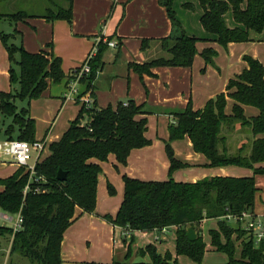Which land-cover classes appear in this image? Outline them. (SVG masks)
I'll use <instances>...</instances> for the list:
<instances>
[{
	"label": "trees",
	"instance_id": "trees-1",
	"mask_svg": "<svg viewBox=\"0 0 264 264\" xmlns=\"http://www.w3.org/2000/svg\"><path fill=\"white\" fill-rule=\"evenodd\" d=\"M65 4L52 2L41 13L24 9L3 12L0 18L14 23L41 17L47 21L72 19V0ZM203 9L200 22L205 31L216 35V42L226 47L230 42L250 40V32L260 33L264 29V0H198ZM171 23L168 36L160 39L161 48L168 57H157L141 64L129 63L138 74H152L151 68L158 66H182L192 64L196 54V37L188 36L175 18L173 0H159ZM190 8L192 5L186 4ZM231 7L235 22L243 28H228L222 16ZM20 32L0 31L8 56V80L12 87L0 91V134L6 138L35 141V120L29 114V103L38 98L50 82L59 83L65 74L61 58L41 49L27 51L22 44L10 42ZM147 40H142V48ZM107 45L98 43L97 52L90 59L87 89L91 88L101 57ZM216 54L213 48H205L202 58L210 62ZM247 66L226 84L225 91L207 100L203 108L194 110L188 103L176 113L168 126L169 137L166 154L168 172L183 167L173 155L170 142L187 136L195 152L204 155L212 167L236 165L250 168V176H210L194 182L176 181L171 176L166 180H141L122 175L123 199L114 216L104 215L108 222L130 230L151 231L162 227L176 226L175 255L187 256L193 264H202L205 243L199 234V225L204 219H217V227L209 230L213 250L227 255L224 264H264V239L256 246L241 227L228 224L227 216H239L242 211H252L258 190L256 175H264V66L256 58L243 56ZM71 71H74L72 69ZM72 72L70 73V78ZM82 78L80 81L84 82ZM16 86V87H15ZM231 99V113L225 107ZM16 100L27 101V107L18 109ZM243 105L256 107L258 115L245 117ZM143 105L132 100L119 101L115 108H98L95 100L91 107L84 104L72 119L60 138L49 144V153L35 164L34 177L45 181H30L29 189L23 193L29 181V171L18 167L11 175L0 178V210L10 215L20 213L21 227L14 231L11 226H0V244L4 236L10 238L9 255H16L30 264H60V244L64 231L74 220L77 208L82 212H93L96 206V187L101 171L98 162L113 154L118 164L125 165L132 149L150 144L145 136L146 117H140ZM84 117L87 118L83 122ZM10 122L3 129L5 119ZM249 129L252 138L242 141L229 152L228 138L237 128ZM16 132V136L13 134ZM58 170L65 172L59 180ZM36 187L40 190L36 191ZM112 195L113 187L108 184ZM194 226L197 236L189 240L186 228ZM131 239L126 243V262L122 264H180L169 251L157 253L153 244L138 249V254H148V262L128 263L131 256ZM239 257H235L236 243ZM10 264L15 262L10 261ZM121 264V263H115Z\"/></svg>",
	"mask_w": 264,
	"mask_h": 264
},
{
	"label": "crops",
	"instance_id": "crops-1",
	"mask_svg": "<svg viewBox=\"0 0 264 264\" xmlns=\"http://www.w3.org/2000/svg\"><path fill=\"white\" fill-rule=\"evenodd\" d=\"M52 2L57 1L47 0L42 6L45 7ZM108 2L113 6V12L107 11ZM59 3L65 4L62 0ZM186 4L192 6L188 8ZM172 5L175 18L186 35L199 39L196 42V54L192 64L188 67H153L151 68L152 74L149 75L138 74L129 68L128 64H141L157 57H168V53L161 48L160 39L169 35L171 23L164 6L159 4V0H72V19L68 25L71 26V32L74 35L86 37L87 45H90L92 41L95 43L97 38L102 40L101 42L109 40L117 43L116 47L107 46L103 51L102 64L92 82V88L87 89V81H84L78 86L80 94L88 95L89 91L91 100H95L98 108L107 106L115 108L119 101L128 100L143 105L145 113L139 116L147 119L145 136L150 140V144L132 149L125 165L118 164L113 154H109L105 161L98 162L101 171L97 179L95 209L93 212H82L79 208L75 210L74 220L64 231L60 244V264H122L126 262V243L130 239L132 240V253L127 260L128 263L148 262V254L140 255L137 251L148 244H153L157 253L163 255L169 251L172 258H176L180 264H193L187 256L175 255L176 226L165 227L164 232L160 229L130 230L116 226L103 218L104 215L114 216L123 199L122 175L141 180H166L171 176L176 181L194 182L216 175L240 177L253 174L252 169L242 166H209L207 158L193 150L187 136L170 142L174 157L184 166L173 170L171 174L168 172L169 160L165 146L169 137L168 126L174 120V115L183 111L188 103L194 110L201 109L207 100L224 92L228 80L247 66L243 59L244 55L258 59L264 66V29L260 33L250 32L249 41L230 42L223 47L216 42L215 34L205 31L202 27L200 17L203 9L198 0H173ZM39 19L51 25L63 21V19L47 21L41 17ZM222 19L228 28H243V25L233 20L231 7ZM32 20L33 18L14 24L12 30L16 28L21 36L16 35L12 39L13 43L18 44L19 37L20 41H23V32L27 29L22 28L21 30V25L34 28ZM142 40L148 41L144 48H142ZM23 46L29 52L40 50L35 51L36 48L28 45L26 39L23 41ZM155 46L159 48L156 52ZM205 48H213L216 51L210 62H206L201 56ZM50 52L54 54L53 51ZM159 52L162 55L158 56ZM8 67L7 52L0 41V91H9L12 88L8 80ZM72 69L74 68H70L66 73L62 68L65 77L59 83L50 82L42 95L30 101L29 114L34 120L36 118L50 123L48 118L34 112L37 110L35 104H38L39 100L44 104V115L46 116L48 112V117L53 108L61 104L56 115L59 116L65 103L72 102V100L65 99V91ZM41 96H47L48 100ZM32 102L34 105L31 107ZM75 103L79 106L78 112L81 102L76 101ZM232 104L233 101L228 98L225 107L227 114L231 113ZM243 113L248 118L258 115L259 111L256 107L243 105ZM68 117L71 119V113ZM55 120L49 124L51 127L56 122ZM86 120L87 118L84 117L83 122ZM65 130L66 128L61 130L56 140ZM234 132H236L234 137L239 138V143L233 146L231 132L228 138L229 152H233L242 141L252 138L247 127L237 128ZM259 137L263 138L264 133L256 135V138ZM47 140L46 137L42 139L44 144ZM259 165H264V162L254 166ZM17 168L12 162H0V178L11 175ZM255 178L258 190L252 213L264 218V175H256ZM108 184L114 189L112 195L108 191ZM1 213L5 212L1 211ZM0 220H2L1 217ZM3 225V223L0 224V226ZM5 225L11 226L10 223H5ZM216 227L217 219L213 218L204 219L199 225V234L205 243L202 264H209L207 261L209 259L213 261L210 262L213 264H224L228 260L226 254L213 250L210 245L209 230ZM125 231L127 233L124 235ZM3 241L6 246L0 247L3 259L1 264H10L11 260L15 264L26 262L29 264L25 259L9 255L10 238H2L1 244ZM239 253L240 248L236 243L234 256L239 257Z\"/></svg>",
	"mask_w": 264,
	"mask_h": 264
},
{
	"label": "rangeland",
	"instance_id": "rangeland-1",
	"mask_svg": "<svg viewBox=\"0 0 264 264\" xmlns=\"http://www.w3.org/2000/svg\"><path fill=\"white\" fill-rule=\"evenodd\" d=\"M46 1L47 0H0V10L3 12H11V11H16L17 9H24L28 12L37 14V13L43 12L44 6L42 5H44V2L46 3ZM56 1L60 2V0H56ZM107 11L108 12L114 11L113 6L109 2H108ZM35 18H33L31 22L34 25V28H31V26H28V25L27 26L21 25V30L22 28L27 29L25 32H23V41L24 39H26L28 45L36 48L35 51L38 49L40 50L48 49L50 51H53L54 54L58 55L61 58L62 68L66 73L70 70V68L75 69L84 62L85 58L88 55V52L91 50L92 46L94 45L93 41L90 43V45L89 44L87 45L86 44L87 38L74 35V33L71 32V29H72L71 26H69L68 25L69 23L64 21V19L63 21L61 20L57 22L56 24L51 25V24L45 23L43 20L41 21L39 19L40 17H35ZM232 18H233V15H232ZM14 24L15 23L8 18H0V31L3 33L12 32L13 31L12 27L14 26ZM20 39H21L20 37L17 39L18 40L17 43L18 44L21 43L23 46V41L21 42ZM90 40H91V37H90ZM10 42H13V41L11 40ZM102 44H105V43L102 42ZM157 45L159 46V44ZM256 47H260V46H256ZM158 50L159 48L155 46V52ZM157 54L158 56L162 55L161 52ZM86 77H84V79H86L85 81H87ZM80 83H84V82L80 81L78 83L77 85L78 91H79L78 86L80 85ZM91 88H89V90ZM126 89H127V86H126ZM88 92L87 94L90 96L91 94ZM40 95H42V93ZM43 97L44 99L48 100L47 96H41V98ZM75 102L76 101H72L70 102V104L65 103L63 108L60 110L61 114L59 116H56V115L58 113L59 108L61 107V104L57 106L56 108H53L52 110H50L51 111L50 117H48L49 116L48 112L46 116L44 115L45 107H44V104L40 100L38 104H35V106H37V110L34 111L35 114H39V116H44L48 118L50 123H52L53 120H55V118L57 117L55 120L56 122L53 123L52 127L51 125H49L50 123H46L47 121L42 122L35 118V140L39 142V141H42L44 137H46V139L48 138L47 143H45L44 148L42 149L38 160H41L48 154L49 144L53 141H56L57 135H59V133L61 132V130H63V128L64 129L67 128L70 120L76 116L77 108L79 106ZM16 104H17L18 109L20 107H27L26 100L24 101L16 100ZM33 105L34 103L32 102L31 107ZM28 106L30 107V103ZM70 113L72 115L71 119H69L68 117ZM9 122H10V119L6 118L4 125L2 126L3 129ZM50 127H51V130H50ZM235 135H236V132L233 131L232 136H231L233 146H236L239 143V138L234 137ZM13 136L14 137L16 136V132L13 134ZM4 138L6 137L3 135V132H2L0 134V140ZM2 223L4 224L3 226H6L5 223H9V222H3L2 220H0V224ZM4 238L6 239L8 237L4 236ZM237 244L239 246L238 242ZM1 246L3 248L4 246H6V243L3 241L0 247ZM1 255H2V251L0 249V264L3 260ZM207 261L209 264H213V263H210V262H213V261H210V259ZM25 264H28V263L26 262Z\"/></svg>",
	"mask_w": 264,
	"mask_h": 264
},
{
	"label": "built area",
	"instance_id": "built-area-1",
	"mask_svg": "<svg viewBox=\"0 0 264 264\" xmlns=\"http://www.w3.org/2000/svg\"><path fill=\"white\" fill-rule=\"evenodd\" d=\"M102 41L99 38L96 39L91 50L88 52L87 57L84 62L74 69L72 72V77L69 79V83L65 91V99L72 101H79L86 107L92 106V100L89 95H82L78 91L77 85L80 80L86 77L90 73V59L95 55L98 48V43ZM107 46L116 47L117 43L115 41L105 40L104 42ZM43 141L29 142L25 140H20L16 138H4L0 140V162H12L17 167H24L25 170L29 171V181L24 186L23 193H26L29 189L30 181H45L43 177H34L35 175V164L40 157V153L44 148ZM40 190L36 187V191ZM0 217L2 220L7 221L11 224V228L16 231L21 227L22 217L20 213L15 215H10L8 213H1ZM228 224L237 228L241 227L247 231V236H249L254 245H258L261 240L264 239V218L254 215L252 211L246 210L242 211L239 216H227ZM127 229V228H126ZM161 232L165 231V227H162ZM127 233L126 231L124 232Z\"/></svg>",
	"mask_w": 264,
	"mask_h": 264
},
{
	"label": "water",
	"instance_id": "water-1",
	"mask_svg": "<svg viewBox=\"0 0 264 264\" xmlns=\"http://www.w3.org/2000/svg\"><path fill=\"white\" fill-rule=\"evenodd\" d=\"M56 177L59 180H64L66 177L65 172H63L62 170H58ZM186 236L189 240H194L196 238L197 233L194 226H188L186 228Z\"/></svg>",
	"mask_w": 264,
	"mask_h": 264
}]
</instances>
